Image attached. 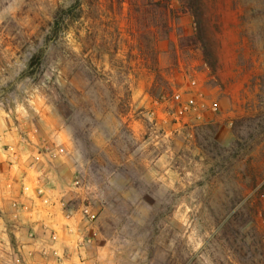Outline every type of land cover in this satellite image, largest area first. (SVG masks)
Wrapping results in <instances>:
<instances>
[{
	"label": "rangeland",
	"instance_id": "rangeland-1",
	"mask_svg": "<svg viewBox=\"0 0 264 264\" xmlns=\"http://www.w3.org/2000/svg\"><path fill=\"white\" fill-rule=\"evenodd\" d=\"M0 264H264V0H0Z\"/></svg>",
	"mask_w": 264,
	"mask_h": 264
},
{
	"label": "trees",
	"instance_id": "trees-1",
	"mask_svg": "<svg viewBox=\"0 0 264 264\" xmlns=\"http://www.w3.org/2000/svg\"><path fill=\"white\" fill-rule=\"evenodd\" d=\"M73 8H70L68 11H65V12L62 10H59L56 12V14L54 15V18H53V25H52L51 33H50L49 37L46 39L47 44L54 42L58 39V37L62 34V32L66 28V27H64V25H65V22L67 20L74 21L75 19L80 17L79 14L73 15L74 14ZM195 15H196V13H195ZM203 33L204 32H202V29L201 30L199 29V31L197 33L198 41H200L201 35ZM201 46L203 48L205 58L206 59L210 58L211 54L209 53L210 51H209V48L206 46V44L203 43ZM45 59H46V49H41L37 54H35L33 56V58L31 59V63H30L29 67L31 69L34 68L36 70L37 68H40L43 65ZM207 62H208V60H207ZM209 66L212 67L214 65H212V63H209ZM34 69H33L31 74H34Z\"/></svg>",
	"mask_w": 264,
	"mask_h": 264
}]
</instances>
